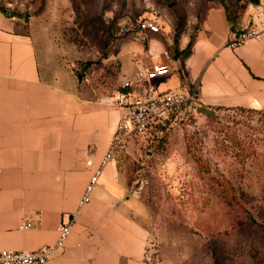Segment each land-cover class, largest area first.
Listing matches in <instances>:
<instances>
[{"label": "crops", "instance_id": "crops-1", "mask_svg": "<svg viewBox=\"0 0 264 264\" xmlns=\"http://www.w3.org/2000/svg\"><path fill=\"white\" fill-rule=\"evenodd\" d=\"M44 2L27 20L0 10V250H38L57 241L58 226L79 208L125 114L117 90L125 81L136 92L145 85V70L128 47L113 93L88 92L55 40V22L70 0ZM247 14L248 6L233 29L223 5L209 8L190 54L172 64L169 76L153 80L158 90L190 85L197 87V104L208 108L264 109V35L229 45ZM131 139L107 161L71 235L46 264H151L149 208L123 158ZM25 219L31 227H21Z\"/></svg>", "mask_w": 264, "mask_h": 264}, {"label": "rangeland", "instance_id": "rangeland-1", "mask_svg": "<svg viewBox=\"0 0 264 264\" xmlns=\"http://www.w3.org/2000/svg\"><path fill=\"white\" fill-rule=\"evenodd\" d=\"M44 1L0 0V7L27 20L28 14L41 11ZM248 1L75 0L76 7L69 2L55 22V40L67 48L64 61L88 92L113 93L128 47L144 71L165 61L167 53L171 57L170 50L185 55L182 48L196 37L209 8L224 2L227 13L240 19ZM141 19L155 21L160 31L143 30ZM200 105L172 115L159 127L162 131L133 137L129 145L134 146L123 156L134 189L149 208V260L264 264L261 115L242 108H209L212 116L197 111ZM238 141L251 145L250 157L240 155Z\"/></svg>", "mask_w": 264, "mask_h": 264}, {"label": "built area", "instance_id": "built-area-1", "mask_svg": "<svg viewBox=\"0 0 264 264\" xmlns=\"http://www.w3.org/2000/svg\"><path fill=\"white\" fill-rule=\"evenodd\" d=\"M140 28L152 33L160 31L155 21L143 19ZM264 35V0H258L248 5L247 20L240 31L229 41L232 47ZM168 59V60H167ZM173 71L170 56L166 54L165 61H155L145 70V85L141 92L132 90L131 81H125L115 94L116 105L124 108L125 114L119 120L113 135L110 149L103 163L93 169L86 188L79 199V208L67 213L58 226L59 236L51 245H44L38 250H0V264H46L65 245L72 233L81 208L90 202L92 192L97 184L107 161L111 160L129 138L150 134L163 126L164 121L185 108H195L198 100V90L195 86L185 85L179 89L159 91L153 83L156 78L169 76ZM162 131V128H159ZM89 166L91 160L87 161ZM32 226L30 219L21 223L22 228Z\"/></svg>", "mask_w": 264, "mask_h": 264}, {"label": "trees", "instance_id": "trees-1", "mask_svg": "<svg viewBox=\"0 0 264 264\" xmlns=\"http://www.w3.org/2000/svg\"><path fill=\"white\" fill-rule=\"evenodd\" d=\"M256 1L257 0H249L247 2V6H248V4H250L252 2H256ZM71 2H73L72 4L74 5V8H75L76 7L75 0H73V1L70 0V3ZM220 4L224 6V8L226 9V11L228 10L224 2H220ZM247 6H246V8H247ZM0 10L4 11L5 13H8L10 15H21L17 11L13 12L12 10H8V8H1L0 7ZM38 13H39V11L36 12V13H34V14H32V13L30 15L28 14L27 17L34 16V15H36ZM228 18H229V20L231 22L232 28L234 29V27L237 25V22H238L239 19H235V18L231 17L229 14H228ZM141 20H143V19H141ZM141 20H139V23H138V26L139 27H140ZM195 38L193 40H189L186 48H182L181 52L184 51V49H186L185 55H183V56H179V52H180L179 50H176V52H173L172 50H170V53H171L170 61L171 60H173V61L181 60L185 56L189 55L190 52H191V47L193 45V42H194ZM182 72L184 74V71L183 70H182ZM218 108H220V107H218ZM242 109L254 110V111H256L257 113H259L261 115V125H260V128H261L262 133H264V109H252V108H242ZM250 146L249 145L248 146H244L243 144H241V141H238L237 144H236V149L240 151V155L243 156V158H247V157H250L253 154V150H251L253 148H250ZM251 219L254 221V219L252 217H251Z\"/></svg>", "mask_w": 264, "mask_h": 264}, {"label": "water", "instance_id": "water-1", "mask_svg": "<svg viewBox=\"0 0 264 264\" xmlns=\"http://www.w3.org/2000/svg\"><path fill=\"white\" fill-rule=\"evenodd\" d=\"M180 72H182V70L180 69L179 70ZM196 110L197 111H200V112H203V113H205V114H207V115H214L215 113L212 111V110H210L208 107H206V106H202V105H200V106H198L197 108H196Z\"/></svg>", "mask_w": 264, "mask_h": 264}]
</instances>
